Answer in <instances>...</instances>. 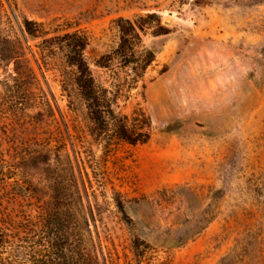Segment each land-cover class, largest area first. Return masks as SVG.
<instances>
[{
    "label": "rangeland",
    "instance_id": "1",
    "mask_svg": "<svg viewBox=\"0 0 264 264\" xmlns=\"http://www.w3.org/2000/svg\"><path fill=\"white\" fill-rule=\"evenodd\" d=\"M40 30L85 38L91 77L144 143L90 135ZM76 172L88 195L76 264H264V0H0L10 257L32 264L39 217Z\"/></svg>",
    "mask_w": 264,
    "mask_h": 264
},
{
    "label": "trees",
    "instance_id": "2",
    "mask_svg": "<svg viewBox=\"0 0 264 264\" xmlns=\"http://www.w3.org/2000/svg\"><path fill=\"white\" fill-rule=\"evenodd\" d=\"M33 27L31 22L25 23L26 33L35 38L36 30ZM39 34L44 36L42 45L47 55L44 64L51 65L59 74L70 107L79 112L90 135L96 141L103 142L106 147L113 139L131 145L144 143L139 135L129 130L126 118L122 122L115 118L110 102L104 95L105 91L91 77L83 56L87 46L85 38L78 34L46 38L47 35L41 30ZM56 53L59 55L56 56ZM71 183L70 192L68 189H61L53 197L50 195L49 201L53 202L47 204V208L50 205L51 209H43L39 217L42 226L39 235L40 250L32 257V264H76L69 251L73 250L77 256L85 246L84 232L88 230V221L83 212L88 195L80 172L73 173ZM7 230L0 227V264H25L17 259L18 255L10 257L6 253Z\"/></svg>",
    "mask_w": 264,
    "mask_h": 264
},
{
    "label": "water",
    "instance_id": "3",
    "mask_svg": "<svg viewBox=\"0 0 264 264\" xmlns=\"http://www.w3.org/2000/svg\"><path fill=\"white\" fill-rule=\"evenodd\" d=\"M172 21L170 19H164L163 25L169 27L171 25Z\"/></svg>",
    "mask_w": 264,
    "mask_h": 264
}]
</instances>
